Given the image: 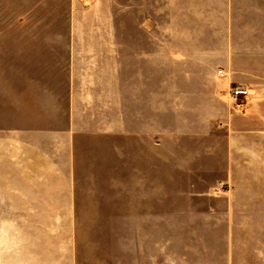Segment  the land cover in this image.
Wrapping results in <instances>:
<instances>
[{
    "label": "crops",
    "instance_id": "crops-1",
    "mask_svg": "<svg viewBox=\"0 0 264 264\" xmlns=\"http://www.w3.org/2000/svg\"><path fill=\"white\" fill-rule=\"evenodd\" d=\"M0 264H264V0H0Z\"/></svg>",
    "mask_w": 264,
    "mask_h": 264
},
{
    "label": "built area",
    "instance_id": "built-area-1",
    "mask_svg": "<svg viewBox=\"0 0 264 264\" xmlns=\"http://www.w3.org/2000/svg\"><path fill=\"white\" fill-rule=\"evenodd\" d=\"M219 74H223V71L218 70ZM252 94L251 88L243 85H232L229 87L228 95H229V104L233 111L242 112L244 109V105L246 100Z\"/></svg>",
    "mask_w": 264,
    "mask_h": 264
},
{
    "label": "rangeland",
    "instance_id": "rangeland-1",
    "mask_svg": "<svg viewBox=\"0 0 264 264\" xmlns=\"http://www.w3.org/2000/svg\"><path fill=\"white\" fill-rule=\"evenodd\" d=\"M249 88H251V90H253V88L252 87H249ZM254 94V91H252V94L251 95H253ZM229 97V95H228V93H227V98ZM247 101V100H246ZM246 103V102H245ZM228 105H229V110H231L232 111V109H231V107H230V104H229V98H228ZM245 106V105H244ZM212 144H217V145H223L224 144V139H223V137L221 136L218 140H216V142H213ZM120 187H121V190H126L127 189V187H126V183L125 182H121V185H120ZM221 189L222 190H225L226 192L230 189V185L229 184H223L222 186H221ZM125 201V200H124ZM123 200H121V206H123L122 205V203L124 202ZM119 237H120V239L123 241L124 240V247L123 248H121L122 249V253H121V255H122V257L125 259L124 261H126V240H127V215H120V230H119Z\"/></svg>",
    "mask_w": 264,
    "mask_h": 264
}]
</instances>
